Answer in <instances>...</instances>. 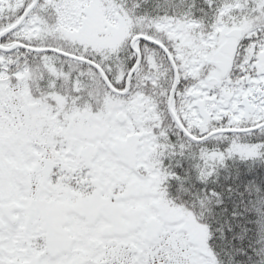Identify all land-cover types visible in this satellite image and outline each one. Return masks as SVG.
I'll use <instances>...</instances> for the list:
<instances>
[{
  "label": "snow or ice",
  "instance_id": "6c2138e0",
  "mask_svg": "<svg viewBox=\"0 0 264 264\" xmlns=\"http://www.w3.org/2000/svg\"><path fill=\"white\" fill-rule=\"evenodd\" d=\"M0 264H264V0H0Z\"/></svg>",
  "mask_w": 264,
  "mask_h": 264
}]
</instances>
